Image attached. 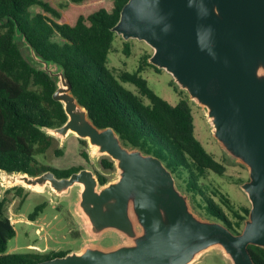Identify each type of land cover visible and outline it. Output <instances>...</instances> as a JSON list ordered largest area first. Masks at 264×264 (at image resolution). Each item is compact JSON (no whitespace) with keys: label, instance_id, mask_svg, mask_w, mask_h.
Segmentation results:
<instances>
[{"label":"water","instance_id":"95a60500","mask_svg":"<svg viewBox=\"0 0 264 264\" xmlns=\"http://www.w3.org/2000/svg\"><path fill=\"white\" fill-rule=\"evenodd\" d=\"M111 30L148 44V62L203 107L220 148L247 167L249 179L240 187L249 212L239 233L196 215L160 158L123 144L113 127L96 126L64 69L18 33L31 62L55 79L52 98L67 116L62 125L42 129L56 139L72 133L86 140L94 154L113 160L117 178L100 184L87 168L67 177L0 168L1 191L19 185L58 196L79 185L89 233L111 229L127 241L85 245L34 264H192L214 247L230 264H256L248 245L264 248V0H127Z\"/></svg>","mask_w":264,"mask_h":264},{"label":"trees","instance_id":"16d2710c","mask_svg":"<svg viewBox=\"0 0 264 264\" xmlns=\"http://www.w3.org/2000/svg\"><path fill=\"white\" fill-rule=\"evenodd\" d=\"M127 0H0V168L8 172L38 175L51 170L57 177H67L79 167L57 169L40 163L43 154L55 141L42 127H58L66 121L62 104L52 98L55 79L27 60L17 42L21 33L37 55L56 62L65 72L72 93L99 128L111 126L123 144L160 158L172 174L188 170V187L206 204L211 219L222 222L234 233L241 230L220 205L209 196L198 181L205 172L223 175L226 166L205 149L195 136L191 103L186 94H179L176 104L159 96L141 72L158 69L145 55L134 71L118 74L107 65L108 53L117 34L111 27L117 22ZM123 52L130 54L124 42ZM131 83L136 92L126 87ZM86 144V140H80ZM84 158H88L85 151ZM105 170L115 169L107 156L102 159ZM100 184L109 179L97 172ZM22 189L12 186L8 189ZM7 190V189H6ZM220 200L238 218L247 217L234 210L229 201ZM0 187V264H34L69 251L7 253V242L16 231L5 214ZM38 204L29 220L43 210ZM256 264H264V248L248 245Z\"/></svg>","mask_w":264,"mask_h":264},{"label":"rangeland","instance_id":"374dc122","mask_svg":"<svg viewBox=\"0 0 264 264\" xmlns=\"http://www.w3.org/2000/svg\"><path fill=\"white\" fill-rule=\"evenodd\" d=\"M16 42L23 56L32 61L29 48L20 35H17ZM124 42L130 46L129 55H125L123 52ZM112 44V50L108 53L107 65L115 74L122 70L134 71L143 56L151 55L153 52V49L145 42L137 39L124 40L119 35L114 36ZM141 75L147 79L148 85L159 96L171 104H176L179 101L180 96L170 82L172 81L177 90H183L177 86L167 71L160 68H149L142 71ZM126 87L136 92V87L133 84L127 83ZM183 92L186 94L185 91ZM189 102L191 103L195 136L207 151L213 153L226 166L223 175L209 171L199 176L198 181L203 185L206 193L220 205L228 218L233 222H239V226L235 227L241 230L244 221L238 220L233 211L221 202L220 195L222 194L229 201L234 210L245 214L244 208H249L250 203L240 184L249 179L247 167L220 148L212 135L203 107L196 105L193 101L189 100ZM80 140L82 139L72 133L63 140L55 138L53 144L43 154L36 155V158L40 163L57 169L87 168L96 175L97 172L104 174L109 181L116 179V169L108 171L102 167L101 159L105 155L94 154L87 141L86 144H82ZM83 151L87 153V159L82 155ZM173 176L177 187L189 195L192 211L202 219H211L205 202L188 187V170L180 169ZM8 188L10 187L1 191V197L5 203V214L13 224L16 234L7 242V253L34 251L47 254L59 250L79 251L85 245L109 248L127 242L122 234L111 229L96 236L89 233L86 220L78 208L81 189L79 185H74L68 192L58 196L53 195L48 188L44 191L32 190L28 187ZM38 204H44L43 210L34 220H29L28 215ZM220 252L218 248H211L192 264H230Z\"/></svg>","mask_w":264,"mask_h":264},{"label":"crops","instance_id":"0c3cea01","mask_svg":"<svg viewBox=\"0 0 264 264\" xmlns=\"http://www.w3.org/2000/svg\"><path fill=\"white\" fill-rule=\"evenodd\" d=\"M198 260H199V259H198ZM198 260H197V261H198ZM197 261H195V262H197ZM195 262H194V263H195Z\"/></svg>","mask_w":264,"mask_h":264}]
</instances>
